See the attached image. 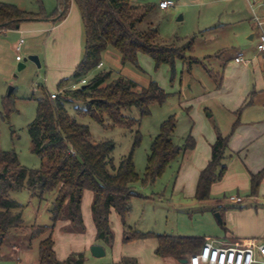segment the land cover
<instances>
[{
	"label": "trees",
	"instance_id": "trees-1",
	"mask_svg": "<svg viewBox=\"0 0 264 264\" xmlns=\"http://www.w3.org/2000/svg\"><path fill=\"white\" fill-rule=\"evenodd\" d=\"M38 2V0H36ZM80 16L84 48L80 61L74 67L71 78L74 84L82 79L84 85L76 89L66 88L68 79H62L56 85V96L41 88L35 118L27 125L31 144V153L41 164L38 169L26 168L19 164L14 152L0 151V252L12 235L27 234L28 249L36 244L38 260L36 264H84L83 252H72L59 261L53 249V233L56 224L66 223L65 233L83 234L85 226L82 220L81 203L83 194H92L90 204L91 219L95 229V241L104 247H113L114 235L109 216L114 211L123 226V242L153 238L157 246L154 254L160 258L183 260L196 253L203 239L191 236H174L152 232L129 231L125 227V218L130 211V201L138 194L134 185L152 184L174 159L185 151L192 150L195 141L188 135L181 148L171 140L175 128L173 117H169L160 126V132L153 140L143 178L137 175L133 163V149L139 144V134L130 153L117 165L113 163V144L110 141L94 142L87 125L78 123V118H89L103 128L122 127L131 130L138 121L125 116L124 110L138 109L140 117L149 114V107L161 105L167 94L156 82H150L138 90V86L126 77L110 80L109 72L93 73L101 62V55L111 48L119 56L122 64H137L138 54L151 58L155 69L162 65L174 68L176 60L185 67L195 62L187 55L192 52L193 39H178V46L166 44L160 40L157 32L140 25L152 6L135 5L133 0H71ZM69 0H63L61 12L54 16H44L18 9L14 5L0 3V30L17 29L21 23L32 21H61L65 18ZM103 65V64H102ZM100 69V68H99ZM11 94L3 103L5 115L12 107ZM72 107L74 116L69 114ZM228 137L218 132L211 145L210 160L199 172L194 198L198 201L210 197L211 186L220 181L226 170V150ZM264 170L250 177V191L255 194L263 177ZM26 188L30 197L41 201L54 194L51 201V225L23 226L21 205L11 197L12 192ZM19 253L20 248L9 244ZM118 264H138L135 258L123 257Z\"/></svg>",
	"mask_w": 264,
	"mask_h": 264
},
{
	"label": "rangeland",
	"instance_id": "rangeland-1",
	"mask_svg": "<svg viewBox=\"0 0 264 264\" xmlns=\"http://www.w3.org/2000/svg\"><path fill=\"white\" fill-rule=\"evenodd\" d=\"M161 1L164 0H133L135 5L148 4L153 7L140 28L151 27L157 32L162 42L175 46L179 45L178 39L192 38L194 52L191 56L197 58L206 51H213L214 46L216 47L206 37L207 29L216 25L219 19L225 18L227 12L240 11L248 15L251 11L244 0H172L174 6L166 10L158 8V3ZM0 3L14 5L29 13L54 16L59 14V7L62 6L63 0H38V2L36 0H0ZM53 18H48V20ZM65 18L68 19V23L61 29V33L50 34L47 30H43L48 29L50 24H59ZM65 18L55 22H46L48 20L24 22L29 24L26 25V31L18 28L0 30V151L14 152L19 164L30 169H38L41 164V160L31 153L27 133V125L36 115L35 99L41 96V88H45L49 93L56 92V85L62 79L67 78L69 81L66 88H72L73 65L75 59L80 61L83 53V28L79 12L71 0L68 2ZM246 27H249V23H246ZM70 35H73L74 40ZM21 38L24 39V44L19 54L21 62H17L14 47ZM228 42L233 55L250 46L243 34L239 38L231 34ZM28 56H36L40 67L29 60L23 61ZM100 60L102 67L94 70L93 73L109 72L110 80L121 76L126 77L137 84L138 90L153 81L168 95L161 105L150 106L147 116L140 117L135 107L124 110L125 116L138 121V124L131 130L122 127L103 128L87 117H76L78 123L88 126L94 142H112L111 156L115 165L130 153L138 132L140 141L133 149L132 155L135 171L141 179L144 176L151 144L159 134L161 124L169 117H173L175 121L171 140L176 147L181 148L188 135L194 139L193 126L199 122L198 113H200V106L203 105L201 102L203 92L204 89H208L206 86L208 74L205 70L212 69L214 66L205 63L204 65H191L189 69L176 60L173 69L167 65L155 69L151 58L144 54H138L136 65L122 64L120 56L111 48H107L102 53ZM19 63L24 64L21 70H18ZM10 94L13 104L11 111L5 115L6 109L3 103ZM72 107L71 105L68 110L69 114L74 116ZM212 120L207 118L209 124ZM199 129L200 127H197V134ZM182 161L180 155L170 162L152 184L141 185L138 182L134 185V191L138 197L131 199L130 211L125 218V227L129 231L194 237H202L213 232L216 227L215 220L218 221V219L212 217V208L206 207L205 204L198 206L192 204L195 200L186 193L187 182L181 183L183 178L190 177H186L189 172L183 167ZM11 197L21 205L23 226L51 225V204L47 207L45 201L30 197L26 188L12 192ZM53 198L54 194L46 196L48 202ZM110 220L114 235L113 247L107 249L106 255L101 258L91 257L87 251H80L85 254L84 264H115V257H120V247L122 253H128V256H122V258H135L137 263L140 256L144 257L152 252L150 246L153 242L150 240L153 238L124 243L123 226L119 218L112 213ZM58 224L59 222L54 229V239L57 242L58 232H63L59 229L57 231ZM83 235L88 237V232L85 230ZM10 243L20 248L19 253L16 254L10 248ZM28 246L27 234L12 235L0 252V264H36L37 246L33 244L30 249ZM72 246L78 247V244Z\"/></svg>",
	"mask_w": 264,
	"mask_h": 264
},
{
	"label": "crops",
	"instance_id": "crops-1",
	"mask_svg": "<svg viewBox=\"0 0 264 264\" xmlns=\"http://www.w3.org/2000/svg\"><path fill=\"white\" fill-rule=\"evenodd\" d=\"M258 1L256 12L250 11L248 15L240 11L227 12L225 18L219 19L213 28L206 30L205 35L209 42L216 45L213 51H206L197 58L191 56L194 52L192 47V52L187 55L195 60L196 63L192 65L212 64L216 70L213 68L205 70L208 74L206 85L208 89H204V96L202 95L203 105L200 106L198 113L199 124L195 123L193 126L195 146L181 155L183 167L189 172L186 177H190L183 178L181 183L187 182L186 193L195 200L192 204L197 206L205 204L206 207L212 208L211 214L214 219L218 215L213 232L202 237L195 236L196 238L203 239L204 242L215 240L227 246L253 240L257 247L264 249V174L255 194L252 195L250 191L251 175L264 170V53L256 51L259 30L252 21L254 13L264 20V0ZM244 2L251 10L248 0ZM50 21L54 22L52 20L46 22ZM67 23L68 19L65 18L59 24H50L48 29L43 30L50 34L61 33V29ZM246 23H249V27H246ZM26 25L29 24L21 23L18 29L26 31ZM231 34L235 38L243 34L250 43L244 51H238L244 54L247 63H238L234 60L236 53L234 55L231 53L228 42ZM70 37L74 40L73 35ZM77 63L78 60L75 59L73 66L75 67ZM207 118L213 119L211 124ZM197 127H200L198 134ZM217 132L223 137H228V148L225 153L226 170L222 179L211 186L210 197L198 201L194 198L196 182L199 172L210 160L211 145L216 139ZM236 198H239L240 202H236ZM91 201L92 194L85 191L81 214L88 237L60 231L57 242L53 233V249L59 261L65 260L72 252L80 251H87L88 255L93 257L89 251L93 245L101 246L106 255L108 248L95 241V229L90 214ZM45 203L48 207L52 202L45 200ZM112 213L114 211H111L109 216L110 226ZM65 225L66 223H59L57 231L62 230ZM150 241L153 242L150 246L152 252L147 256H140L138 264H180L181 260L156 256L154 254L156 240ZM73 244L76 246L78 244V247H73ZM120 251V257H115V264H118L122 256H128V253H122L121 247ZM255 260L254 264L264 262V255L259 250L255 251Z\"/></svg>",
	"mask_w": 264,
	"mask_h": 264
},
{
	"label": "built area",
	"instance_id": "built-area-1",
	"mask_svg": "<svg viewBox=\"0 0 264 264\" xmlns=\"http://www.w3.org/2000/svg\"><path fill=\"white\" fill-rule=\"evenodd\" d=\"M249 7L252 12H256L258 8V0H248ZM174 6L172 0H164L158 3V8L161 10H166ZM61 12V10H59ZM59 12V13H60ZM264 18V17H263ZM253 20L259 29L256 42V51L258 53H264V20L259 18L255 13L253 15ZM24 44V39L21 38L17 41L14 51L16 53L15 60L21 62V53L22 47ZM234 60L238 63H247L242 52H237L234 56ZM102 63H99L96 68H101ZM86 83L85 79H82L79 83L72 85V89H76L81 85ZM51 98L54 99L56 93H51ZM236 202H240L239 198L235 199ZM259 250L264 255V249L254 243L253 240H246L241 244H236L232 246H227L216 242L215 240L205 241L200 249L188 256L186 258L187 262L185 264H254L255 260V251ZM264 264V262H260Z\"/></svg>",
	"mask_w": 264,
	"mask_h": 264
},
{
	"label": "water",
	"instance_id": "water-1",
	"mask_svg": "<svg viewBox=\"0 0 264 264\" xmlns=\"http://www.w3.org/2000/svg\"><path fill=\"white\" fill-rule=\"evenodd\" d=\"M27 60L33 62L37 67H40V64L38 62V58L36 56H28L23 61H27ZM22 68H24V64L19 63L18 64V70H21ZM10 91H11V89H10ZM217 218H218V215H217ZM89 251H90V254L95 258H101L105 255L103 248L101 246H98V245L91 246L89 248ZM186 262H187V260L183 259L180 261V264H185Z\"/></svg>",
	"mask_w": 264,
	"mask_h": 264
}]
</instances>
